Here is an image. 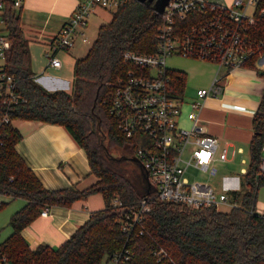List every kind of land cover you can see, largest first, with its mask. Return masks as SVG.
<instances>
[{"label":"trees","instance_id":"trees-1","mask_svg":"<svg viewBox=\"0 0 264 264\" xmlns=\"http://www.w3.org/2000/svg\"><path fill=\"white\" fill-rule=\"evenodd\" d=\"M1 30L9 39L0 73L15 84L17 102L0 93V196L22 199L24 205L9 218L10 235L0 243L4 264H107L123 247L134 253L129 264H155L152 248L165 249L175 264H264V218L255 212L256 195L264 186L259 169L264 138V92L252 118L253 134L248 146V163L241 174V189L226 192L236 206L228 212L214 207L190 209L159 201L144 181L134 180L122 166L123 156H113L114 148L128 149L130 142L117 130L106 101L110 84L130 68L123 63L126 51L151 53L160 14L151 4L126 0L112 12L111 20L99 26L87 54L76 59L70 94L48 92L35 80L28 43L23 35L19 9L13 0H0ZM254 42H264V0H258L255 23L249 30ZM260 51L245 65L253 66ZM264 78V67L258 71ZM176 92L182 93L185 73L170 70ZM6 118L7 121H3ZM13 120L38 121L63 126L84 150L94 185L83 191L73 188L47 191L16 153L21 139ZM100 193L104 208L92 212L69 239L57 247L30 249L20 232L46 207H69L74 201ZM146 199L141 236H126L121 230L124 212ZM117 202L120 205H115ZM5 203L0 202V210ZM125 210V211H124Z\"/></svg>","mask_w":264,"mask_h":264},{"label":"built area","instance_id":"built-area-1","mask_svg":"<svg viewBox=\"0 0 264 264\" xmlns=\"http://www.w3.org/2000/svg\"><path fill=\"white\" fill-rule=\"evenodd\" d=\"M126 0H76L69 19L48 44L45 57L52 67H59L55 52L72 48L79 37L83 44L88 39L82 33L89 14L95 8L115 11ZM258 0H168L163 8L161 23L155 33V48L151 53L126 51L123 63L130 66L125 75L110 84L106 101L109 115L118 132L130 142V148L142 169L148 187L159 201L172 202L190 209L231 207L224 192H217L205 182L189 180V169L214 176L215 162L227 161L225 148L218 151V140L206 134L199 120L202 102L216 97L224 87V79L234 69L244 67L264 46L254 42L249 30L255 23ZM22 0H13V8ZM3 4L0 1V15ZM10 43L0 22V59H4ZM172 55L203 60L216 64V72L207 88L195 91L194 101L187 103L188 127L180 125L183 112V92L177 93L166 67ZM224 70V73H221ZM14 81L0 73V93L10 102H17ZM3 121H7L3 118ZM259 169L264 171V158ZM115 205H120L114 202ZM149 206L146 199L127 212L121 220L126 236H141L143 221ZM255 212L264 218V207ZM48 208L40 215L46 216ZM155 264H175L163 248H152ZM134 253L126 247L112 254L107 264H129ZM4 264V258H0Z\"/></svg>","mask_w":264,"mask_h":264},{"label":"crops","instance_id":"crops-1","mask_svg":"<svg viewBox=\"0 0 264 264\" xmlns=\"http://www.w3.org/2000/svg\"><path fill=\"white\" fill-rule=\"evenodd\" d=\"M75 5L76 0H22L18 8L34 80L48 92L71 93L74 62L83 58L90 48L81 52L80 47L84 44L78 37L72 48L54 53L60 60L59 67L50 66L45 57L49 42L69 19ZM105 11L95 8L89 14L86 25L82 28L85 37L89 24H96L97 35L99 26L111 20L112 13L111 17H105ZM3 64L0 65V70ZM255 64L256 62L253 66L230 71L224 79L221 93L216 97L206 98L199 112L203 131L218 140V151L226 149L227 161L248 150L253 134L252 118L264 92V78L258 74L264 67V62L260 63V67ZM224 72L221 70V73ZM189 111L190 108L184 101V127L189 125L186 120ZM11 123L21 135L14 149L44 189L58 191L73 188L83 191L96 183L97 178L90 171L84 150L63 126L28 120H13ZM216 163L221 162L216 161L214 164ZM245 170L246 168H241L243 173ZM231 180H225L228 190H238L231 184ZM0 202L5 203L4 208H9L7 215L10 216L25 203L22 199L12 200L8 196H0ZM260 205L264 207L263 202ZM47 208L46 216L39 215L20 232L32 250L40 245L57 247L63 244L88 220L92 212L104 208V199L100 193H93L74 201L69 207ZM11 231L7 223L0 243Z\"/></svg>","mask_w":264,"mask_h":264},{"label":"rangeland","instance_id":"rangeland-1","mask_svg":"<svg viewBox=\"0 0 264 264\" xmlns=\"http://www.w3.org/2000/svg\"><path fill=\"white\" fill-rule=\"evenodd\" d=\"M225 3H229L230 0H223ZM113 11L106 10L104 13L105 17H111ZM104 18L102 22L104 23ZM101 22V21H100ZM106 22V21H105ZM109 21H107L108 23ZM104 23V24H107ZM86 37L88 43L80 47L81 52H84L89 48L96 37V24H89ZM256 62V66L260 67V63L264 62V50L254 59L253 63ZM3 64V59H0V65ZM166 67L171 70L183 71L185 73V84L183 89L184 101L189 103L194 101L193 95L195 91L201 87L207 88L209 86L210 79L216 72L217 66L214 63L206 62L203 60L183 57L180 55H172L166 59ZM186 123L184 122V116L180 118V125L184 127ZM113 156H123L122 166L126 169L130 176L136 181L141 183L144 181V177L141 172V168L136 161L134 155L129 152L128 149L114 148L111 150ZM249 153L246 149L241 155L236 158L216 163L215 168L217 170L214 176H208L205 173L189 169L186 174L187 178L191 180H197L205 182L213 187L217 192H228L226 186V179L231 178V184L237 189H241V168H246L248 163ZM261 158H264V138L262 142ZM260 202L264 203V186L260 187L256 195V208H262ZM9 208H4L0 211V237L6 231L9 216L7 215ZM218 210L221 212H228L230 206L227 204H220Z\"/></svg>","mask_w":264,"mask_h":264},{"label":"water","instance_id":"water-1","mask_svg":"<svg viewBox=\"0 0 264 264\" xmlns=\"http://www.w3.org/2000/svg\"><path fill=\"white\" fill-rule=\"evenodd\" d=\"M140 4H151L152 8L156 13L160 14L163 11V8L167 4L168 0H134ZM125 211V210H124Z\"/></svg>","mask_w":264,"mask_h":264}]
</instances>
